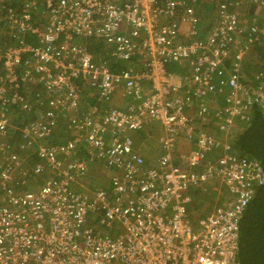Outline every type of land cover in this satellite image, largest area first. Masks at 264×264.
Wrapping results in <instances>:
<instances>
[{
	"label": "built area",
	"instance_id": "built-area-1",
	"mask_svg": "<svg viewBox=\"0 0 264 264\" xmlns=\"http://www.w3.org/2000/svg\"><path fill=\"white\" fill-rule=\"evenodd\" d=\"M239 2L216 0L203 25L194 0H0V264H238V223L264 170L202 124L226 131L264 107L262 73L240 75L264 27L253 12L233 51ZM96 39L109 50L93 51ZM108 54L138 67L111 70ZM118 86L124 106L112 105ZM15 107L26 117L13 126ZM144 119L164 136L151 162L127 134ZM95 162L107 185L83 184ZM212 180L224 197L194 216Z\"/></svg>",
	"mask_w": 264,
	"mask_h": 264
},
{
	"label": "crops",
	"instance_id": "crops-1",
	"mask_svg": "<svg viewBox=\"0 0 264 264\" xmlns=\"http://www.w3.org/2000/svg\"><path fill=\"white\" fill-rule=\"evenodd\" d=\"M239 1H240L239 5L237 6L236 9H237L238 13L243 18L247 17L246 18L247 22L242 24V26H243L242 29L244 31L242 33L240 32V35H238V44H237L238 46L234 47L233 51H236L238 49H243L242 46H243V43L245 41V36L247 34V28L249 26L250 17H252L253 12H255V19H254L255 23H258L260 26L264 27V20H263V18H264V2H263V4H255L251 0H239ZM201 2H203V4H204V0H200V3ZM206 2H211V0H207ZM198 8H199V5H196L197 12H198ZM242 14L245 16H243ZM199 19H200V17H199ZM211 23H214V20ZM260 37H263V36L260 35ZM0 43H3V40H0ZM93 45L96 46L97 53L103 54V50L105 52H107L109 50V47L107 45H105V43L102 40H99V39L94 40ZM261 46H264V45L263 44H255L251 48L244 50V55H243V59L241 61L240 67H243V65H245L244 64L245 59H246V62L257 60L256 57L259 54V47H261ZM108 55L109 56L107 57L106 63L110 67L111 70H119L121 68L128 66L129 64L133 65L134 67H138V63L136 61L132 60L131 63H128L126 60H118V59H115L114 57H112L110 54H108ZM170 69L174 70L175 68L170 67ZM240 72H241V68H240ZM144 91L146 93V90H144ZM88 92L91 94L89 89H88ZM88 92L83 90V93L85 94V96L83 98L84 104H85V102H91L93 100L91 97L88 96ZM29 95H30V97L33 98V91L32 90H31ZM129 100H130L129 97L124 96L121 87L118 86L115 90V93H114V96L112 99V105L124 106L126 104V101L129 102ZM208 102H209L208 104L210 106H215L218 103V101H212V100H209ZM217 105L220 106L221 103L219 102ZM15 109L16 110H14V112H13L15 114L10 117V122L13 126L20 125L21 122L26 117L25 114H23L18 107H15ZM188 113L191 115L192 110H189ZM248 115H249V113H248ZM245 121H247V120L246 119H236L231 125L227 126L226 131H224L226 133V136H225L226 141H224V142H227L230 145V143L228 142L229 136L232 133H235L239 129V126H241V123L245 122ZM154 122H156L160 126L158 121H155L153 119H144L142 127L139 130L128 131V134H130L133 137L134 149L137 150L143 156V158L145 160L150 161V162L153 161L154 158L160 152V146L158 145L159 142L154 143V141H153L154 135L159 134L160 132L163 133L161 130V126L158 128L155 127L153 124ZM59 126L61 128L58 131L59 134H60V132H63V134H65V131L62 128V126L61 125H59ZM202 126L205 130L211 132L212 134H213V131H215V132L219 131L221 133H224L223 131H220L216 127L215 123H213V122H210V123L204 122L202 124ZM210 130H212V131H210ZM180 142H181V147H182L181 152L188 149V147H191V142H189L188 140H186L183 137H182V139H180ZM160 144H161V142H160ZM218 152L219 151L214 150L212 153H210V156L213 157ZM179 160H180L179 159V153H176L174 155V161L179 162ZM110 173H111V171L108 168H105V166L101 165L98 162H95L89 166V170H88V172H87V174H86V176L82 182L84 185H89L92 187L97 186V185H107L108 179L110 177ZM30 177H33V176H30ZM217 183L218 182L216 180H212L211 182H209L208 184L205 185L206 191L200 190V191L196 192L195 198L197 201L198 209L196 211H194V213H196V212L201 213L203 211V209L207 206L206 201H207V198L209 196H213L214 199H217V198L222 199L224 197V191H221V193L219 195H217L215 192H213L211 190L213 186L217 185ZM218 202H221V200H219Z\"/></svg>",
	"mask_w": 264,
	"mask_h": 264
},
{
	"label": "trees",
	"instance_id": "trees-1",
	"mask_svg": "<svg viewBox=\"0 0 264 264\" xmlns=\"http://www.w3.org/2000/svg\"><path fill=\"white\" fill-rule=\"evenodd\" d=\"M19 1L23 0H6V3L15 5ZM31 40L32 37L27 35L26 41ZM90 43L92 50L97 52L94 40H90ZM256 59L247 62L244 60L245 65L241 67L240 75L245 84L252 81L257 73H262L264 77V46L259 47ZM206 98L210 97L205 96L204 101ZM248 113L247 121L242 122L239 129L229 136L230 151L237 156L255 158L264 170V107L253 104ZM58 131L56 129L54 134L60 135ZM128 136L133 139L130 134ZM235 259L238 264H264V181L255 189L239 220Z\"/></svg>",
	"mask_w": 264,
	"mask_h": 264
},
{
	"label": "rangeland",
	"instance_id": "rangeland-1",
	"mask_svg": "<svg viewBox=\"0 0 264 264\" xmlns=\"http://www.w3.org/2000/svg\"><path fill=\"white\" fill-rule=\"evenodd\" d=\"M207 0H204V4H203V2H201L200 3V0H194V2H195V4H194V7L196 8V5H199V8H198V15H199V17H200V19H201V21H202V24L203 25H205V24H208V23H211V22H213V20H214V6H215V2H216V0H211V2H206ZM197 10V9H196ZM243 15V14H242ZM243 16H245V15H243ZM258 17V16H257ZM203 18V19H202ZM247 17H245V19H246ZM263 18V17H262ZM261 19V18H260ZM263 20H264V18H263ZM257 25H259L258 23H256ZM248 65H249V67H250V63H248ZM175 69L173 70L174 72H176V73H179V74H181V75H186L187 74V70H186V66L185 65H183V66H181L180 68H176V67H174ZM248 73V72H247ZM249 74V73H248ZM248 74H247V76H248ZM31 90H33L32 88H30V89H27V94H30V92H31ZM207 102H208V100H207ZM209 103V102H208ZM210 122H212L211 120H209L208 121V123H210ZM154 124V126L155 127H160L156 122H154L153 123ZM210 131H212V130H210ZM217 131V130H216ZM221 131V130H220ZM224 132V131H223ZM213 134L216 136V137H218L219 139H221L222 141H226L225 140V136H226V133L224 132V133H221V132H219V131H217V132H215V131H213ZM61 136H63V132H61L60 133V137ZM163 133H159V134H156V135H154V139H153V141H154V143H157V142H159V146L161 145L160 144V142H161V140L163 139ZM93 187H95V186H93ZM213 201H214V198H213V196H209L208 198H207V201H206V204H207V206L204 208V209H209V207H210V205L213 203ZM198 208V207H197ZM203 209V210H204ZM194 216L195 215H198L199 213L198 212H196V213H192Z\"/></svg>",
	"mask_w": 264,
	"mask_h": 264
},
{
	"label": "clouds",
	"instance_id": "clouds-1",
	"mask_svg": "<svg viewBox=\"0 0 264 264\" xmlns=\"http://www.w3.org/2000/svg\"><path fill=\"white\" fill-rule=\"evenodd\" d=\"M214 135V134H213ZM215 136V135H214ZM221 140V139H220ZM222 141V140H221Z\"/></svg>",
	"mask_w": 264,
	"mask_h": 264
}]
</instances>
